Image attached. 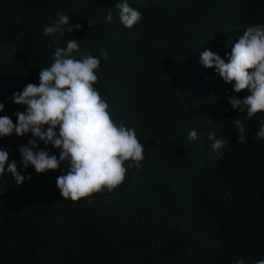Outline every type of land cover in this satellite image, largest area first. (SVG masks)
<instances>
[{
	"label": "trees",
	"instance_id": "obj_1",
	"mask_svg": "<svg viewBox=\"0 0 264 264\" xmlns=\"http://www.w3.org/2000/svg\"><path fill=\"white\" fill-rule=\"evenodd\" d=\"M123 2L142 14L132 28L120 23L115 5ZM61 12L81 28L45 36ZM258 24L264 0H0V116L15 124L14 113L26 107L13 102V93L38 85L55 50L76 40L77 59L86 53L100 60L94 88L112 119L135 128L144 145L142 166L128 169L119 187L73 202L56 187L65 163L43 174L23 168L18 149L30 132L0 138L8 163L31 176L20 185L7 171L0 176V264L264 259V140L255 138L264 111L249 119L233 110L230 97L243 99L247 90L233 92L200 63L205 50L227 63L233 44ZM235 119L244 123V143ZM193 129L197 139L190 141ZM210 132L227 141L219 152ZM37 143L59 158L60 149Z\"/></svg>",
	"mask_w": 264,
	"mask_h": 264
},
{
	"label": "clouds",
	"instance_id": "obj_2",
	"mask_svg": "<svg viewBox=\"0 0 264 264\" xmlns=\"http://www.w3.org/2000/svg\"><path fill=\"white\" fill-rule=\"evenodd\" d=\"M115 7L124 27L132 28L140 21L142 14L127 2L117 3ZM111 20L109 12L106 21ZM65 26L68 32L81 28L78 23L70 24V17L61 12L53 24L43 29V34L63 35ZM77 52L80 47L76 40H68L66 48H57L51 66L41 69L39 84L29 83L13 93V102L26 107L25 111L14 113L16 123L8 116H0V138L13 133L20 137L29 132L33 137L18 149L24 169L31 165L36 173L43 174L57 170L62 162L66 164L68 171L57 177L56 187L63 200L73 202L105 190L111 193L124 182L128 169H139L144 159V145L136 129L114 121L109 103L94 88L100 60L86 53L77 59L73 55ZM100 56L107 59V51L101 50ZM226 58L227 63L218 54L205 50L200 54V63L205 68H214L219 78L232 85L233 92L247 90L248 95L243 99L231 96L229 104L236 112H246L250 119L264 111V24L248 27ZM3 109L4 104L0 103V111ZM234 123L238 143H244V123L240 119ZM255 138L264 140V121L260 122ZM196 139L197 131L193 129L188 140ZM208 139L213 141L211 148L217 152L227 143L215 139L213 132ZM38 140L45 147L51 144L60 149L59 158L38 149ZM8 160L9 153L0 149V176L6 171L11 173L17 185L31 179L30 175L25 177L17 171L15 161L8 163ZM127 161L130 163L125 167ZM234 264L244 261L237 259ZM255 264H264V259Z\"/></svg>",
	"mask_w": 264,
	"mask_h": 264
}]
</instances>
